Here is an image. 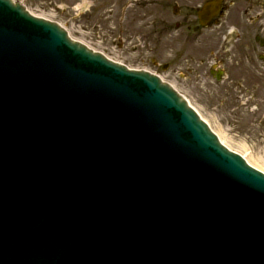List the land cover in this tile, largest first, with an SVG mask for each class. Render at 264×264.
<instances>
[{"label":"water","instance_id":"95a60500","mask_svg":"<svg viewBox=\"0 0 264 264\" xmlns=\"http://www.w3.org/2000/svg\"><path fill=\"white\" fill-rule=\"evenodd\" d=\"M217 136L0 0V264H264V173Z\"/></svg>","mask_w":264,"mask_h":264},{"label":"flooded vegetation","instance_id":"af4514ba","mask_svg":"<svg viewBox=\"0 0 264 264\" xmlns=\"http://www.w3.org/2000/svg\"><path fill=\"white\" fill-rule=\"evenodd\" d=\"M22 1L44 6L65 0ZM80 1L92 7L84 14L88 19L101 13L117 23L118 49L137 53L135 60L157 72H186L190 86L210 103H264V0ZM211 2L218 3L214 13Z\"/></svg>","mask_w":264,"mask_h":264},{"label":"rangeland","instance_id":"374dc122","mask_svg":"<svg viewBox=\"0 0 264 264\" xmlns=\"http://www.w3.org/2000/svg\"><path fill=\"white\" fill-rule=\"evenodd\" d=\"M80 0H65L58 5L27 6L36 14L41 12L52 13V18L59 21L71 30L73 38L89 42V44L111 58L123 61L132 68H147L154 70L147 62L135 60L137 53L129 54L118 49L121 38L116 36L117 23L111 22L99 13L96 19H88L84 14L91 12L92 7L82 5ZM51 17V16H50ZM115 30V34L113 31ZM164 78L172 82L175 87L190 100L198 112L214 129H221L233 149L242 147L249 156L256 161L252 164L264 171V103L254 104L248 101H239L233 106L222 108L219 104L207 100L202 94L192 88L186 78V72L166 70L161 72ZM258 107V108H257ZM240 153V150L237 151Z\"/></svg>","mask_w":264,"mask_h":264},{"label":"bare ground","instance_id":"6f19581e","mask_svg":"<svg viewBox=\"0 0 264 264\" xmlns=\"http://www.w3.org/2000/svg\"><path fill=\"white\" fill-rule=\"evenodd\" d=\"M200 114V113H199ZM201 117H202V115H201ZM209 125H210V123L204 118V117H202ZM211 126V125H210ZM211 128L213 129V131L216 133V134H218V137H219V139H220V141L222 142V143H224L226 146H228L230 149H232V150H234V151H239L240 150V154L250 163V164H252V162L250 161V160H252V161H256L255 159H253V158H251L250 156H249V154L248 153H246V151L242 148V147H239V149L237 150V149H233L232 147H231V143H230V141L228 140V139H226L225 138V136H224V134H223V131L221 130V129H214L212 126H211ZM254 164V163H253ZM252 164V165H253ZM254 166V165H253Z\"/></svg>","mask_w":264,"mask_h":264}]
</instances>
